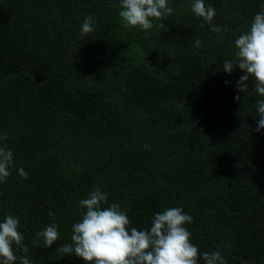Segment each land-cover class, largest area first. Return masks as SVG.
<instances>
[{
  "label": "trees",
  "instance_id": "trees-1",
  "mask_svg": "<svg viewBox=\"0 0 264 264\" xmlns=\"http://www.w3.org/2000/svg\"><path fill=\"white\" fill-rule=\"evenodd\" d=\"M204 2L221 32L191 11L193 0H168L175 11L148 31L124 26L120 0H0V134L9 137L0 145L14 159L0 222L19 219L28 251L13 246L16 264H85L56 250L71 243L79 201L97 185L129 231L181 207L201 253L264 264V97L251 80L237 90L238 67L222 70L264 0ZM53 223L59 240L46 248L38 233Z\"/></svg>",
  "mask_w": 264,
  "mask_h": 264
},
{
  "label": "clouds",
  "instance_id": "clouds-1",
  "mask_svg": "<svg viewBox=\"0 0 264 264\" xmlns=\"http://www.w3.org/2000/svg\"><path fill=\"white\" fill-rule=\"evenodd\" d=\"M120 8L119 16L124 26L143 31L154 27L153 19H165L175 11L168 6V0H120ZM191 11L211 25L212 32H221V28L212 23L215 9L206 7L204 0H193ZM93 24L91 15L85 17L81 34L86 36L93 32ZM194 46L199 48L202 42L197 39ZM235 48V58L224 60L222 70L231 74L238 67L243 75L236 81L237 90L245 93L251 80L255 91L264 97V10L256 13L248 31L236 38ZM235 99L239 102L241 98L237 95ZM256 103V131L260 132L264 129V99ZM7 139L9 137L6 133L0 134V141ZM150 147L145 145L146 150H150ZM12 167V150L6 145H0V183L7 181ZM18 171L20 177L27 179L23 168ZM79 205L85 211L81 212V219L72 227L71 243L59 246L57 255H74L85 264H200L201 260L203 264H226L220 252L201 253L191 243L192 234L186 225L193 222V217L181 207L166 208L156 213L150 229L138 230L132 227L129 231L130 219L127 213L117 203L109 205L108 194L100 186H94L88 197L79 201ZM49 215L52 213L49 212ZM18 227L19 219L12 215L0 222V264H16L18 257L14 254V245L23 248L25 253L28 251ZM58 227L53 223L38 233L46 248L52 247L59 240ZM19 259L21 264H30L26 257Z\"/></svg>",
  "mask_w": 264,
  "mask_h": 264
}]
</instances>
